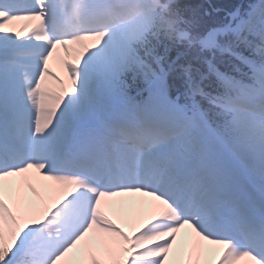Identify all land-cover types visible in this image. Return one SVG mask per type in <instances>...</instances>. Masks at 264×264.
Instances as JSON below:
<instances>
[{
	"label": "snow or ice",
	"instance_id": "1",
	"mask_svg": "<svg viewBox=\"0 0 264 264\" xmlns=\"http://www.w3.org/2000/svg\"><path fill=\"white\" fill-rule=\"evenodd\" d=\"M229 16L0 0V264H264V0Z\"/></svg>",
	"mask_w": 264,
	"mask_h": 264
},
{
	"label": "trees",
	"instance_id": "2",
	"mask_svg": "<svg viewBox=\"0 0 264 264\" xmlns=\"http://www.w3.org/2000/svg\"><path fill=\"white\" fill-rule=\"evenodd\" d=\"M255 3L257 0H178L181 8L183 9V16L187 21L186 27L194 28L198 31L210 30L214 27L220 26L230 20L229 13H232L236 10H245L248 7V3ZM238 51L245 56H251V53L241 46ZM176 53H172V58H176ZM209 60L215 61L217 67L220 70H224L225 64L236 63L242 71H247L244 65L239 64L237 61L232 60L226 55L216 54L215 58L211 55L206 57ZM186 60L191 62L194 66V69L199 68V72L196 71L197 77L200 73H208L207 65H203L201 60H196L192 55L187 57H182L180 63L185 64ZM211 79V78H209ZM170 83L172 84L173 92L177 90L182 91L184 89V81L179 77H173ZM209 81H204L207 84ZM135 92V91H134ZM205 107L207 104L205 103Z\"/></svg>",
	"mask_w": 264,
	"mask_h": 264
}]
</instances>
